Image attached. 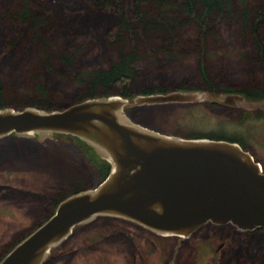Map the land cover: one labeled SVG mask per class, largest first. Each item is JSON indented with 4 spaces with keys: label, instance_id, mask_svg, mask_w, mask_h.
<instances>
[{
    "label": "rangeland",
    "instance_id": "rangeland-1",
    "mask_svg": "<svg viewBox=\"0 0 264 264\" xmlns=\"http://www.w3.org/2000/svg\"><path fill=\"white\" fill-rule=\"evenodd\" d=\"M5 1L9 5L14 2ZM53 1L45 0L43 7H49ZM60 1L56 7L67 6L69 0ZM257 1H248L249 11ZM239 8L238 1H232L235 17L214 25L215 35L204 43L202 55L189 50L185 42L193 36L189 29L178 34L180 42L186 43L179 55L148 68L139 60L138 68L147 76L142 74L133 80L129 86L131 97L139 94L137 91L143 85H161L167 92L182 83L186 88L183 90L205 93L206 80L218 85L225 82L244 88L262 87L264 63L246 56L258 49L264 53V16L254 31V40L240 28ZM0 17L3 18L2 12ZM103 31L86 32V36L79 37L63 30L67 37L61 35V39L68 44L63 43L62 50L75 53L74 60L69 67L53 60L50 70L36 64L38 47L30 42L28 33L21 31L13 47L0 52L4 90L21 101L24 91L39 85L45 94L56 99L57 109H61L65 101L77 98L84 90L71 79L74 73L103 67L114 60L115 54L108 50ZM216 96L212 94L198 104L128 108L132 118L126 117L163 135L210 132L234 137L264 166V100L236 102L230 107L221 103L210 106V100L217 99ZM22 108L26 105L18 109ZM254 108L263 109L262 114L253 112ZM10 138H0V187H7L0 191V258L49 216L53 207L50 200L76 187L90 189L98 182L93 168L69 136L36 134ZM248 232L227 225L205 224L187 238L160 236L127 220L96 217L76 226L52 246L42 264H264V236L255 238Z\"/></svg>",
    "mask_w": 264,
    "mask_h": 264
},
{
    "label": "water",
    "instance_id": "water-1",
    "mask_svg": "<svg viewBox=\"0 0 264 264\" xmlns=\"http://www.w3.org/2000/svg\"><path fill=\"white\" fill-rule=\"evenodd\" d=\"M209 92L170 90L86 98L58 110L0 108V138L65 134L90 146L109 171L92 188L61 199L0 264H42L49 249L96 217L135 223L156 235L187 238L205 224L264 230V172L238 143L163 135L131 122L126 108L201 102ZM210 103L234 106L239 93ZM251 102V101H248Z\"/></svg>",
    "mask_w": 264,
    "mask_h": 264
},
{
    "label": "trees",
    "instance_id": "trees-1",
    "mask_svg": "<svg viewBox=\"0 0 264 264\" xmlns=\"http://www.w3.org/2000/svg\"><path fill=\"white\" fill-rule=\"evenodd\" d=\"M44 1L14 0L9 5V1L4 0L0 3V12L3 13L2 19H4L0 17V26H2L0 28V52L13 47L14 39L20 36L22 31L25 34L28 33L30 42L38 47L36 64L39 67L50 70L53 60H58L69 67L74 60L75 53L62 50L63 43L64 46L68 44L61 39V35L63 38L67 37L63 34V30L66 34L75 33L81 37L86 36L88 32L104 29L103 37L108 50L111 49L115 54L114 60L109 61L105 66L76 72L71 76V79L82 85L84 90L77 98L65 101L61 107L63 108L83 99L99 96L120 95L130 99L133 94L129 91L130 84L139 75L147 76L143 69L141 71L138 68L139 60H141L140 63L145 64L146 68L162 63L182 53L183 45L186 43L189 50L199 56L202 55L204 43L206 44L215 35L214 25L235 17L231 6L232 1L236 0H69L67 6L58 5V7L56 4L61 1L54 0L49 7H43ZM237 1L240 4L238 13L240 28L255 40L254 31L264 16V0H258L252 6L251 11L247 8L249 0ZM105 27L108 28L105 29ZM189 29L192 30L193 36L186 39V43H181L178 34ZM246 57L264 63V53L260 49ZM205 83L207 89L213 92L239 93L246 101H259L264 98V85L244 88L225 82L218 85L216 82L212 83L211 80H206ZM161 87V85L155 87L143 85L137 92L139 94L166 92V89ZM174 89L186 88L181 83L169 90ZM22 98L18 101L10 97L4 90L0 76V108L18 109L26 105L47 111L58 110L56 99L45 94L39 85L24 91ZM129 112L130 109L126 108V115L130 116ZM177 136L226 140L236 142L243 149L248 150L247 146L234 137L213 135L210 132ZM69 137L77 143L82 158L93 168L98 181L104 179L110 168L107 161L100 158L90 146L80 139L74 136ZM86 187H76L57 199H53L52 203L55 204L67 195ZM248 233L255 238L264 236V230L260 228Z\"/></svg>",
    "mask_w": 264,
    "mask_h": 264
},
{
    "label": "flooded vegetation",
    "instance_id": "flooded-vegetation-1",
    "mask_svg": "<svg viewBox=\"0 0 264 264\" xmlns=\"http://www.w3.org/2000/svg\"><path fill=\"white\" fill-rule=\"evenodd\" d=\"M208 92L210 93V95H212V94H216V95H218V94H230V93H233V92H213L212 90H210V89H208ZM235 93V92H234ZM242 95V94H241ZM262 100H264V98L263 99H261V100H259V101H262ZM259 101H252V102H259ZM172 104H181V103H172ZM190 104V103H189ZM194 104V103H193ZM195 104H198V102H196ZM201 104V103H200ZM215 105H218V103H210V106H215ZM151 106H157V105H151ZM136 108H139V107H136ZM240 111H244L243 109H241ZM253 112H257V114H262V111H263V109H259V108H254L253 110H252ZM124 113H125V110H124ZM126 114V113H125ZM259 114V115H260ZM7 137H11V138H13V137H16V136H14V135H12V134H10V135H7ZM258 162V161H257ZM259 163V162H258ZM260 164V163H259ZM262 164V163H261ZM260 164V167H261V170H262V172H264V166H262ZM2 169H5L4 167L2 168ZM7 188V187H6ZM5 187H0V191H2V190H4V189H6ZM57 199V198H56ZM51 201V202H50ZM49 202L52 204V209L49 211V215L51 214V212L54 210V208L56 207V205H57V203H55V204H53L52 203V200H50ZM45 220V219H44ZM42 223V222H41ZM39 225V224H38ZM37 226V225H36Z\"/></svg>",
    "mask_w": 264,
    "mask_h": 264
}]
</instances>
